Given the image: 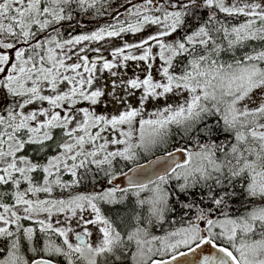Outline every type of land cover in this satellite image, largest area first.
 <instances>
[{
    "label": "snow or ice",
    "instance_id": "obj_1",
    "mask_svg": "<svg viewBox=\"0 0 264 264\" xmlns=\"http://www.w3.org/2000/svg\"><path fill=\"white\" fill-rule=\"evenodd\" d=\"M0 264H264V0H0Z\"/></svg>",
    "mask_w": 264,
    "mask_h": 264
},
{
    "label": "flooded vegetation",
    "instance_id": "obj_2",
    "mask_svg": "<svg viewBox=\"0 0 264 264\" xmlns=\"http://www.w3.org/2000/svg\"><path fill=\"white\" fill-rule=\"evenodd\" d=\"M105 18L109 19L107 13L104 16L99 17L100 20ZM96 19H97L96 17H92L91 15H86L84 17H81V23H84V28L87 29L86 31H90L94 29V27L96 26ZM141 163H144V161H141Z\"/></svg>",
    "mask_w": 264,
    "mask_h": 264
},
{
    "label": "rangeland",
    "instance_id": "obj_3",
    "mask_svg": "<svg viewBox=\"0 0 264 264\" xmlns=\"http://www.w3.org/2000/svg\"><path fill=\"white\" fill-rule=\"evenodd\" d=\"M101 20H102L101 22L103 23V22H107L109 19L105 18V19H101ZM82 27L84 28V23H82ZM84 30L86 31L87 29L84 28ZM79 31H80V28H77V32H79ZM116 42L118 43V41H116ZM89 55H93V54L89 53ZM101 55L106 56V58H110L107 51H102ZM129 72H131V69H129Z\"/></svg>",
    "mask_w": 264,
    "mask_h": 264
},
{
    "label": "water",
    "instance_id": "obj_4",
    "mask_svg": "<svg viewBox=\"0 0 264 264\" xmlns=\"http://www.w3.org/2000/svg\"><path fill=\"white\" fill-rule=\"evenodd\" d=\"M106 57V56H105ZM201 254H209V253H207V252H205V253H201ZM194 257L190 254L189 255V257H188V259H193Z\"/></svg>",
    "mask_w": 264,
    "mask_h": 264
}]
</instances>
